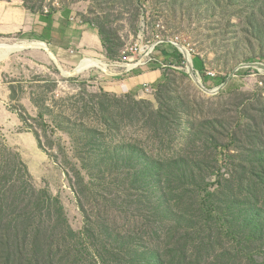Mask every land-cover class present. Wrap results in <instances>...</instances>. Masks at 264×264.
<instances>
[{
	"label": "rangeland",
	"instance_id": "374dc122",
	"mask_svg": "<svg viewBox=\"0 0 264 264\" xmlns=\"http://www.w3.org/2000/svg\"><path fill=\"white\" fill-rule=\"evenodd\" d=\"M5 1L102 47L0 59V264H264V0Z\"/></svg>",
	"mask_w": 264,
	"mask_h": 264
},
{
	"label": "crops",
	"instance_id": "0c3cea01",
	"mask_svg": "<svg viewBox=\"0 0 264 264\" xmlns=\"http://www.w3.org/2000/svg\"><path fill=\"white\" fill-rule=\"evenodd\" d=\"M9 36L41 41L53 50L99 51L102 47L98 31L77 22L68 10L33 12L19 2L0 0V37ZM158 77V73L139 74L117 83L115 89L132 91Z\"/></svg>",
	"mask_w": 264,
	"mask_h": 264
},
{
	"label": "bare ground",
	"instance_id": "6f19581e",
	"mask_svg": "<svg viewBox=\"0 0 264 264\" xmlns=\"http://www.w3.org/2000/svg\"><path fill=\"white\" fill-rule=\"evenodd\" d=\"M178 47H179V45H178ZM182 47H180V49L189 59L188 65H189V68L191 69V71L193 73V76L196 79L197 78L201 79V77L196 75L194 62L192 59V55L190 54L191 53L190 50L187 48H184V47L182 48ZM26 48H35V49L45 50L47 53H49V56L57 64H59L62 67L58 57L55 55V53L52 51V49L48 48V46L46 44L39 42V41H19V42H15V43L0 42V59L7 57L11 52H14V51L17 52V51H20V50H23ZM152 51L153 50L150 49L149 52L140 59V61H133L132 60L131 63H123V64H110L107 61H105L104 59L98 58V57H85L78 63V65L74 69L73 73L87 70L90 67H98V68H101L108 75H113V74L118 75V74H120L119 71H114L113 69H111L112 67L120 65L122 67H127V68H130L132 70V69L138 67L139 65L143 64L144 61L150 56L149 54ZM63 71L67 75H70L72 73V72L66 71V70H63ZM197 81H198V84L202 88H205L202 80H201L202 82L198 79H197Z\"/></svg>",
	"mask_w": 264,
	"mask_h": 264
},
{
	"label": "built area",
	"instance_id": "2783aa9c",
	"mask_svg": "<svg viewBox=\"0 0 264 264\" xmlns=\"http://www.w3.org/2000/svg\"><path fill=\"white\" fill-rule=\"evenodd\" d=\"M175 44V43H174ZM177 46H178V44H177ZM179 48V47H178ZM180 49V48H179ZM155 50V49H154ZM154 50L149 54L150 55V59L149 60H151V54L154 52ZM181 50V49H180ZM148 51H149V49H147V51H145V53L147 54L148 53ZM182 52V51H181ZM183 53V52H182ZM183 55H184V57L186 58V60L188 61V63H189V59H188V57L183 53ZM182 55V56H183ZM144 94H146L145 92H144Z\"/></svg>",
	"mask_w": 264,
	"mask_h": 264
},
{
	"label": "trees",
	"instance_id": "16d2710c",
	"mask_svg": "<svg viewBox=\"0 0 264 264\" xmlns=\"http://www.w3.org/2000/svg\"><path fill=\"white\" fill-rule=\"evenodd\" d=\"M117 66H120V65H117ZM117 66H116V68L112 67L111 69H113V70H115V71H118V70H116V69H117ZM120 67H121V66H120Z\"/></svg>",
	"mask_w": 264,
	"mask_h": 264
}]
</instances>
